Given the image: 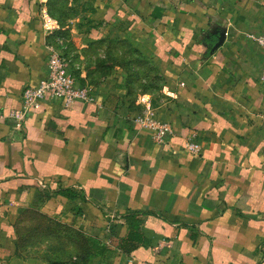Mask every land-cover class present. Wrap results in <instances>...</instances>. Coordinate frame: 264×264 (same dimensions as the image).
Wrapping results in <instances>:
<instances>
[{"label":"crops","instance_id":"obj_1","mask_svg":"<svg viewBox=\"0 0 264 264\" xmlns=\"http://www.w3.org/2000/svg\"><path fill=\"white\" fill-rule=\"evenodd\" d=\"M263 34L264 0H0V112L52 50L96 98L0 121V256L38 220L96 264H264Z\"/></svg>","mask_w":264,"mask_h":264},{"label":"built area","instance_id":"obj_2","mask_svg":"<svg viewBox=\"0 0 264 264\" xmlns=\"http://www.w3.org/2000/svg\"><path fill=\"white\" fill-rule=\"evenodd\" d=\"M255 42L264 52V34L258 36ZM48 69L49 73L44 81L35 88H26L24 90L21 108L8 113L0 112V121L12 120L18 127H21L34 114V110L47 99L59 100L66 107H70L77 102L96 103V98L90 88L78 86L77 76L71 62L56 50H52L48 57ZM261 83L264 85V66ZM135 122L159 146L166 145L174 136L172 125L159 119L156 113L150 109L144 110L135 119ZM185 149L192 155H199L201 152L200 145L191 138L186 140ZM168 246V242L162 241L153 249L156 252H160L168 248Z\"/></svg>","mask_w":264,"mask_h":264},{"label":"rangeland","instance_id":"obj_3","mask_svg":"<svg viewBox=\"0 0 264 264\" xmlns=\"http://www.w3.org/2000/svg\"><path fill=\"white\" fill-rule=\"evenodd\" d=\"M29 228L28 233L31 230L32 233H30V238L26 240V243L32 246V256L28 254L24 256L23 252L19 251L20 243L18 241L16 257L0 256V264H23L22 260L28 259H31L28 261L37 259V264H96L95 261L87 258L81 249H71L72 241L75 242V245L79 243L74 234L69 232L56 233V230L53 232V226L50 223L39 222L38 220ZM64 238L69 240L65 241Z\"/></svg>","mask_w":264,"mask_h":264},{"label":"trees","instance_id":"obj_4","mask_svg":"<svg viewBox=\"0 0 264 264\" xmlns=\"http://www.w3.org/2000/svg\"><path fill=\"white\" fill-rule=\"evenodd\" d=\"M86 257H87V258H90V256H89V255H87ZM90 259H91V258H90ZM58 264H63V263H58Z\"/></svg>","mask_w":264,"mask_h":264}]
</instances>
